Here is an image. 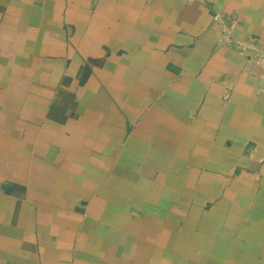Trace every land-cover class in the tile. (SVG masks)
<instances>
[{
    "label": "crops",
    "instance_id": "obj_1",
    "mask_svg": "<svg viewBox=\"0 0 264 264\" xmlns=\"http://www.w3.org/2000/svg\"><path fill=\"white\" fill-rule=\"evenodd\" d=\"M0 264H264V0H0Z\"/></svg>",
    "mask_w": 264,
    "mask_h": 264
}]
</instances>
